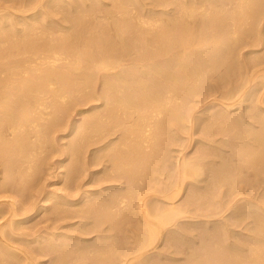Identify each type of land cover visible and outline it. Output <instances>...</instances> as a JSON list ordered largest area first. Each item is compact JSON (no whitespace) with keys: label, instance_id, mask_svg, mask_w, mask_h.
I'll list each match as a JSON object with an SVG mask.
<instances>
[{"label":"bare ground","instance_id":"bare-ground-1","mask_svg":"<svg viewBox=\"0 0 264 264\" xmlns=\"http://www.w3.org/2000/svg\"><path fill=\"white\" fill-rule=\"evenodd\" d=\"M34 1L28 0V3L32 4ZM41 1L44 2V0H40V3H42ZM118 1L120 5L117 3ZM118 1L115 2L116 6L119 5L121 8L125 6L123 5L125 1ZM121 1L123 2L121 3ZM127 1L128 3H124H127L125 7L131 4L129 0ZM136 1L138 0H133V3ZM156 1H158L156 5L160 3L162 6L175 4L173 9H171L173 6L169 5L171 7L169 13L176 11V15L171 16L170 14V17L167 15L168 19L172 20H170L171 23L167 24L169 20L166 21V24H164L165 21L162 22L161 18L166 15L165 13L168 14L163 10L165 13H161L163 15L160 18L154 19L150 13L145 15L150 16L146 18L144 16L146 11L145 13L141 12L145 6L140 7L142 3L140 0V6L136 10L138 11L140 7L139 12L131 13L128 17L126 14H124L126 17L123 15L115 17L116 28L113 27L115 31H112V28L108 27L109 25L102 23L103 21H98L101 18L99 16L103 13L95 17L97 18L95 20L91 16V12L89 14L92 18L85 17V11L80 7L76 11L73 8V11L72 9L68 11L67 8L68 12H62V10L60 13H62V19L64 17L65 21H70L69 26L65 27L62 24V27L67 28L68 32L55 38L50 36L55 34L53 29V33L50 31L52 34L47 32L46 26L43 29L49 19L39 22L42 28L38 23L40 28L36 30L41 29L40 32L25 36L22 31L15 32L16 29H20V26L15 25L18 17L13 19L10 14L13 20L8 21L15 23L7 21L6 23L11 26L12 31L7 30L9 32L6 31V34L0 32L4 40L0 41V173L3 174L0 177L1 189L16 191L15 193L22 189H34V183H37L36 180L40 177L39 171L43 168L45 161L40 158V155L48 149L49 142H55L54 134L57 130L59 131L58 127L64 124L72 126L71 129L68 126L72 134L78 128L81 129L76 131L78 144L73 150L74 153L72 152L75 168L72 167L69 176H75L80 169L85 172L89 168L91 169V166L101 163L104 167L92 172L102 171L105 182H109V184L107 183L106 186L99 189L96 188V190L82 187L85 184L75 185L68 187L70 190L62 193L48 190L44 194L38 189L37 191L40 190L38 194L37 191L29 192L30 194L33 192V194L26 202L21 201V196L20 199L16 198V202L8 204L9 206L5 204L8 207H0V219H3V222H0V255H4L0 257V264H6L7 259L15 260L18 264H27L28 262L29 264H41L37 259L34 260L35 257L32 254L34 252L52 254L54 260L59 262L58 260L63 258L62 255H65L64 251L69 255H72L70 253L77 254L73 255L74 257L72 256L73 258L71 257L72 259H69L71 261L67 264L74 262L80 264H164V258L162 263H159V259L158 261L155 259L160 255L158 246L161 244L159 245V242H169L180 236L184 239V236L187 237L189 234L188 229L194 227L191 229L192 233V230L198 228H196L197 224L203 225V223L209 225L207 229L204 228L205 231L210 230V233L214 230L216 232L209 235L207 233L208 237L204 235L205 238L200 237L202 240H197L199 242L197 244L201 247L198 248L199 250H196L198 245L195 243V233L193 239L190 238L193 243L189 240L193 246L196 245L195 248L192 247L196 253L195 257H191L193 259L191 261L189 259L184 264H264V207L261 204L262 201L264 203V113L262 112L264 106L261 104L264 101V73L263 70L257 69L256 65L253 69L249 64L243 63L242 59V66H235L233 62L228 63L230 57L227 56H230L231 53L229 48V52L226 50L225 53V55L227 54L225 63H228V66L223 72L220 71L222 69H219L223 63V57L221 60L219 59L222 53L221 49L230 47L229 42L225 43L228 39L225 37L236 33V35L234 34L235 39H242L243 32H247L242 30L244 24L247 26L249 22H252V26L253 23L255 26L258 20L261 22L260 16L264 14V0H220L221 2L213 0L214 2L218 1L216 7V3L212 4V0L211 2L203 0L207 1L205 2L207 5L204 3L206 7H214V10L220 12L217 14L211 9L212 13H210L213 17L211 16L209 20L214 23L216 16L218 18L215 21L218 20L216 24H213L214 26L212 25L213 27L210 25L209 32L214 33L211 32V36H208L209 41L205 38L209 35V33L206 34L208 32L206 28L201 32L200 27V30L197 29L196 32L194 28H192L193 31L191 28L182 27L185 22L182 24L180 21V19L184 21L186 16L190 18L195 14L196 17L199 13L201 16L204 14L207 16L209 7L204 8L199 4H197L198 6L191 5L194 0ZM203 1H201L202 5H204ZM6 2L7 5L12 3ZM15 2L18 3L17 0ZM26 2L24 3L26 4ZM45 2L40 6L36 0L34 3H38L39 7H37L38 4L33 3V7L37 8L36 12L30 13V19L37 18L40 7V12L46 13V16L55 12L52 9V12L47 11L51 7H55L54 3L53 7L50 3ZM97 2L94 4H98ZM16 3H13L14 8ZM70 3L68 2V4ZM89 3L91 2H88V5ZM7 5L6 8H8ZM1 6L2 4H0V11H4L5 5ZM85 6L87 8V4ZM200 6L201 8H199ZM21 7L23 10V6ZM21 7L15 9L18 11L19 8L20 11ZM44 7L49 9L44 11ZM27 8L32 10L31 7ZM11 9L13 10V7ZM16 10H13L14 14ZM33 10L35 11L34 8ZM116 10L112 11L116 13ZM25 11H20L17 14L21 15V12ZM57 11L59 12L56 10V13H58ZM98 11L100 12V10ZM7 12L5 15H0L7 17L9 15ZM152 12L154 11L152 10ZM213 13H216V16ZM226 14L229 15L226 16ZM8 17L7 19H9ZM195 17L193 16L191 20H195ZM197 17L199 20L200 16ZM259 17L260 19L256 21V18ZM2 19L4 18L0 20ZM202 19L200 23H204L203 21L208 20V17ZM52 20L54 21L53 17ZM207 20H205L204 26L208 23H206ZM24 21L22 22L24 23ZM53 21L51 23L49 21L50 24H48L51 25ZM195 21L193 27L202 26L196 25L197 21ZM63 23L65 22L63 21ZM180 24L182 25L180 26ZM190 24L192 23L190 22ZM238 24L239 26H237ZM62 27L60 25V30ZM64 28L61 31H65ZM13 29H15L14 32ZM111 31L114 34H111ZM194 32L198 34L195 35ZM46 36L48 38L50 36V38L48 39ZM252 36L250 37L252 38ZM51 37L52 40H50ZM188 38L192 41H188ZM211 38L215 41L213 45H211L214 43L210 41ZM223 38L226 40L224 41ZM222 39L224 42L221 41ZM235 42H233L234 46H241L242 41L238 42L239 44ZM209 48L213 49V53L216 54L212 55L211 50L210 55ZM236 62L240 64L239 60ZM218 69L219 75L216 76V82L213 83L216 75L214 72ZM257 75L262 80L258 79ZM233 79L236 80L233 81ZM207 92H209L208 97L205 96ZM93 99L97 102L87 110L85 108L78 109L80 115L75 120L73 119L74 123H71L70 119L72 118L70 117L76 104L80 106L82 103L94 101ZM248 100L254 106L244 105ZM191 102L198 103V105L193 106ZM87 111H90L91 115L87 119L89 122L86 120L87 124L84 126L82 120L86 117L84 113ZM198 112L205 115L197 114ZM244 112L249 113L252 118L255 117V119L253 118L254 122L252 121L250 125L255 126L256 123H259L260 125H256L260 128L253 127L254 132L246 133L248 129L241 128L242 125L230 127L225 131L230 135L229 138L227 137L226 142L228 143L226 144L230 145V148L227 147L228 149L242 148L246 153L250 152V154L248 153L250 156L238 150V156L234 157L233 154V156L229 154L232 158L223 159L227 151L223 149L222 145L216 146L219 143H215L217 140L215 137L213 138L214 133L212 132L213 135L210 138L208 136L210 133L207 131L208 135L206 132H202L206 134H203L205 138L201 137L200 139L199 137L202 136L200 134L199 139H195L193 134H190L186 140L188 144L196 140L203 146L209 145L216 151L218 149V153L208 149L207 146L204 156L197 154L199 156L193 155L191 158L184 155L182 160L180 159L181 161L174 163L175 166L173 164L174 167L169 164L170 167L167 168L165 163L167 151L164 150L168 145L166 144L168 143L166 137L169 135H166L167 133L176 130V128L179 130L181 126L187 127L189 130L193 128L195 130L197 127L199 130L203 128L204 120L207 121L206 118L214 115L217 116L214 118H220L221 124H229L231 120L234 121L237 118L233 116L234 114L241 117L245 115ZM240 117L238 116V118ZM210 120L212 121V118ZM212 122H216V120ZM245 122L247 121L245 120ZM254 128L260 130L256 132ZM193 133L195 135V132ZM186 135L188 134L186 133ZM93 144H97V146L94 145L95 148L93 147L94 149L90 151L92 155L89 157L86 152L87 146ZM248 145H253V149ZM256 145L260 148L256 149ZM199 147L201 146L199 145ZM202 150L204 151V149ZM198 151L201 153L199 149ZM64 160L63 158L60 162H64ZM61 165L59 164V166ZM229 165L233 167L229 169ZM165 168L168 170L166 171ZM158 170L161 175L164 173L165 178L157 177V173L154 175ZM244 173L251 174L252 177L243 178ZM97 181L99 180L97 179ZM99 182L101 184V180ZM144 185H148L152 191L147 192L144 189L146 192H142ZM256 188L257 191L259 188L262 191L259 189L256 192V197L252 193L253 196H251L256 199L254 201L246 194H248L247 191L250 192V189L251 192H254L255 190H252ZM201 191H206L207 196L205 192L203 197ZM52 198H56L55 201L47 205L46 202L49 200L52 202ZM251 206L257 207V209L261 208L262 214L259 209L257 211ZM194 210L199 211L194 213ZM41 211L51 216L50 220L53 219L52 215L56 220L78 217V222L68 224V226L76 227L75 229L80 234L76 232V234L60 233L57 231L60 226H57L58 224L54 226L55 222L53 223L52 220L53 225L49 224L50 227H45L43 230L40 227L34 230L33 227L27 226L33 231H26L25 224H29L27 221ZM242 223L245 227L241 225ZM232 225H241L246 229V231L242 229L245 232L252 229L253 234L245 233L246 238H243L242 236L245 235L241 234L240 238L242 237L243 241L247 239V241L243 242L241 239L236 241L233 235L236 237L242 231L237 235L234 234L238 233V229ZM126 226H131L127 231L128 236ZM202 230L198 231L199 235L204 231ZM91 232L97 233L96 240L92 241L91 238L84 236ZM199 235L197 234L196 238ZM71 238L76 240L77 245L73 246L68 243L69 245L66 244L68 246H63V244L65 245L64 241ZM191 252L193 253V251ZM20 253H24L23 256ZM69 255L68 257H70ZM174 256H169V259L176 260L177 258ZM170 260L167 262L168 264H171ZM177 260L174 261V264H180L181 261L178 260L177 263Z\"/></svg>","mask_w":264,"mask_h":264},{"label":"rangeland","instance_id":"rangeland-1","mask_svg":"<svg viewBox=\"0 0 264 264\" xmlns=\"http://www.w3.org/2000/svg\"><path fill=\"white\" fill-rule=\"evenodd\" d=\"M6 1H8V3H10V2H12V3H10V4H12V6H9L10 4H8L7 5V2ZM14 1V2H13ZM18 1V3H16L15 2V0H11L10 2H9V0H0V4H2V6L3 5H5V10L4 11H0V14H3V15H5L6 14V12L10 9L11 11H8L7 13L9 14L7 17L9 18V19H7V17H2L3 15H0L1 17H0V19L1 18H4V19H2V20H0V27H2V28H0V32L1 33H3V34H6L7 32H9V31H12L11 29V26L8 24L7 25V23H6V21L8 22V23H11V22H14V21H8V20H13L14 18H16L17 19V17H18V19L15 21V22H17V23H15V25L17 26V27H19L20 29L21 28H23L24 29V31H23V29H16L17 27H14L15 29H13V32H14V30H15V32H24L25 33V36H27V34L28 35H33V33H35V32H40L41 31V29L40 30H36V29H39L40 27L42 28V26H41V24L39 23V22H41V21H43V20H48L47 21V23L44 25V27H43V29L45 28V26H46V28L45 29H47V32L49 33L50 31H52V33H53V30H54V33L55 34H52L51 32V34L52 35H50V36H52L53 38H55V37H57V36H59V35H61L62 33H64V34H66L65 32H68V30H67V28L65 29L64 27H62V24H63V26H69V22L70 21H68V20H66L65 21V19H64V17H63V19H62V13H60L62 10V12H66L67 10V8L69 9L68 11H71V9L73 8L75 11L76 10H78L77 8L78 7H80L81 9H83V11H85L84 12V14H85V17H90V18H92V17H98V15H100L101 13H103V14H101L99 17H101L98 21H103L102 23H104V24H107V26L108 27H111L112 29V31L114 30V26L116 25V24H114L115 23V21H116V18H118V16H125L126 17V15H127V17L128 16H130V14L132 13V14H134V13H137V12H139L140 11V7H144L145 6V8H142L143 10H141V12H144L145 13V11H146V13L144 14V16L145 15H147V13L149 14L150 13V15H151V17L153 16V18L154 19H157V18H160L165 12H163V11H169V12H171V9H173L174 7H175V4L174 3H171V4H165V6H162V4H160V3H157V4H159V5H156V2H158V1H156V0H154V2H153V0H140V1H142V3L141 2H139V0L138 1H136V2H134L133 3V0H129V2L131 3V4H129V6H127V7H125L126 6V4L128 3V1L127 0H123V1H125V2H127L126 4H124L123 3V5H125L124 7L122 6V8L119 6L120 5V3H119V1L118 0H116V1H118L117 3H119V5L118 6H116L117 5V3H115L114 2V0H100L99 2H97L96 0H95V2H94V0L92 1H90V0H86V3L84 4V2H85V0H48V1H50V2H48V1H46V0H44V2L45 3H50V5L51 6H53V5H55V7L54 8H52L51 6H49V7H51L50 9L49 8H46L45 9V7H44V11H46L47 9H49V10H47V11H51L52 12V10H53V12L54 13H56V10H59V14L58 13H56V14H54V13H50L51 15H47L46 16V13H44L45 14V16H44V14H43V12H40V10H41V7L40 8H38L39 10H38V12L39 13H37V18H32V19H30L31 17H30V15L31 14H33L34 12H36V8L37 7H39V4H40V6H41V4H44V2L43 1H41L42 3H40V0H37L38 1V3H34V2H36V0L33 2L35 5H37V7H33V3L31 4V3H28V0H27V2H26V0H22V1H24V2H26V4H25V7H24V4L22 5L21 4V2H19L20 0H17ZM74 1H75V5H74ZM77 1V2H76ZM123 1H121V3L123 2ZM135 1V0H134ZM173 1V0H172ZM174 1H178V0H174ZM189 1H191V0H189ZM189 1H188V3H189ZM197 3H196V2ZM200 0H194V1H192L191 2V5H194V4H196V6H198L197 4H199V5H201L202 7H204V8H208V7H206V3L205 2H207V1H203V0H201V1H203V4L204 5H202V2H201V4H200V2H199ZM210 2H211V0H209ZM208 1V2H209ZM213 1V0H212ZM220 1V0H219ZM2 2H4V3H2ZM61 2V3H60ZM64 2V3H63ZM68 2L70 3V4H68ZM88 2H91V3H89V5H88ZM98 3V4H94V3ZM195 2V3H194ZM221 2V1H220ZM220 2H219V4H220ZM13 3H16L15 4V6L16 7H21V6H23V10H22V7H21V10L20 11H25V9H26V11L25 12H21V15H20V13L19 14H17L18 12H20L19 11V8H18V11L14 8V6H13ZM29 4V6H28V4ZM54 3V4H53ZM56 3V4H55ZM77 3V4H76ZM78 3H79V5H78ZM104 5H103V4ZM139 3H141V6L139 5ZM148 3V4H147ZM150 3H151V5H150ZM155 5H154V4ZM214 3H216L215 4V7H216V5H218V1L216 2H214L213 1V3L212 4H214ZM21 6H20V5ZM31 4V5H30ZM53 4V5H52ZM59 4H64L63 6L62 5H60L59 6ZM69 6H68V5ZM74 6H76V7H74ZM82 4V5H81ZM84 4V5H83ZM87 4V8H86V5ZM114 6H113V5ZM135 6H134V5ZM143 4H145V5H143ZM185 4H187V3H185ZM190 4V3H189ZM6 5L8 6V8H6ZM34 5V6H35ZM70 5H72L71 7H70ZM78 5V6H77ZM93 5V6H92ZM153 5V6H152ZM164 5V4H163ZM172 7H170V6ZM208 5H209V3H208ZM1 6V7H2ZM96 6V7H95ZM104 6H105V8H104ZM112 8H110V7ZM116 6V7H115ZM138 6H140L139 7V10L138 11H136L137 9H138ZM167 6V7H166ZM195 6V5H194ZM201 6L199 7V8H201ZM211 6V5H210ZM13 7V10L15 11L16 10V12H15V14H14V11L11 9ZM27 7H33L34 9H35V11L33 10V8H32V10L31 9H29L28 10V8ZM60 7V9H58V8ZM93 7V8H92ZM117 9H115V8ZM121 9H120V8ZM151 7H156L155 9L154 8H151ZM169 7V8H168ZM65 8V9H64ZM100 8V9H99ZM127 8V9H126ZM148 8H151L150 10H148ZM162 8H164V9H162ZM167 10H166V9ZM171 8V9H170ZM210 8V7H209ZM52 9V10H51ZM55 9V10H54ZM73 9H72V11H73ZM80 9V10H81ZM106 9V10H105ZM120 9V10H119ZM146 9V10H145ZM157 9V10H156ZM159 9H161L160 11H159ZM168 9H170V10H168ZM213 10V12L214 11H216V10H214V7H211L210 8V10L208 9V14H210L209 16H208V14H207V16H204V15H206V14H204V15H202L201 16V14L199 13V15H197V16H200L199 17V20H198V17L196 16L195 17V14L193 15L196 19V21L198 22L199 21V23L197 24V22L193 19V20H191V18H193V16L192 17H188V16H186V19L183 21V20H181L180 19V21H181V23L183 24L184 22H185V26L183 25L182 27H184V28H194V29H196V32H197V29H199L200 30V27H201V32L202 31H205V28H206V31H208V32H206V34H208L209 33V35H207V37H205L206 39H208L209 37L208 36H211L210 34H211V32L212 31H210L209 32V30L211 29V26L215 23H217L216 21L218 20H216L215 21V19L216 18H218V16H216V13H213V14H215V16L216 17H214V23L211 21V20H209L210 18H211V13H212V10ZM215 9H217V8H215ZM1 10H3V9H1ZM7 10V11H6ZM31 10V11H30ZM87 10V11H86ZM92 10V11H91ZM96 10V11H95ZM98 10H100V12L98 11ZM112 10H116V13L114 12V11H112ZM152 10L154 11V12H152ZM163 10V11H162ZM67 11V12H68ZM112 11V12H111ZM156 11V12H155ZM12 12V13H11ZM89 12H91L90 14H91V16H90V14H89ZM93 12V13H92ZM97 14H95V13ZM168 12V14L167 13H165L166 15H164L163 16V18H161L162 19V22H164L165 21V23L164 24H166V21L167 20H169L168 19V16L171 14V16L172 15H176L175 13H176V11H174V12H172V13H169ZM211 12V13H210ZM217 12V11H216ZM27 13V14H26ZM29 13V14H28ZM31 13V14H30ZM114 13V14H113ZM160 13V14H159ZM161 13H163L162 15H161ZM178 13V12H177ZM220 13V12H219ZM218 12H217V14H219ZM10 14H12L11 16H13L12 18L10 17ZM22 14H26V15H22ZM41 14V15H40ZM43 14V15H42ZM54 14V15H53ZM105 14V15H104ZM112 14V15H111ZM124 14H126V15H124ZM157 14V15H156ZM178 14H180V13H178ZM16 15V16H15ZM39 15H40V17H39ZM53 15V16H52ZM160 15V16H159ZM168 15V16H167ZM220 15H223V14H220ZM229 14H226V16H228ZM261 15V14H260ZM263 15L264 14H262L260 17H261V22H259V20L257 21V19H260V17L259 18H256V25L254 26V23H253V26H252V22H249V23H251V24H247V26H246V24H244L243 25V28H242V30L243 31H247V32H250V33H248L247 34V32H243V34L245 35H243V37H242V39L240 38V39H235V35H236V33H233V35H234V38H232L233 37V35H229L230 36V38H231V40H230V38H229V36L227 35L225 38L227 39V37H228V39L226 40V39H224V41H225V43H228L229 42V46L230 47H226L227 49H225V47L224 48H222L221 49V51H222V53L220 54V57H219V59L221 60V58L223 57V59H222V61H223V63L221 64V66H220V68L219 69H222V70H220V71H224L225 70V67L226 66H228V63H234L235 64V66H242L243 65V63H247V64H249L250 66H252V68L254 69V66L256 65V68L258 69H261V70H263L262 72L264 73V37H263V35H264V17H263ZM27 16V17H26ZM43 16H44V18L45 17H47V19H44L43 18ZM49 16H51L50 18H51V20H50V18H48ZM103 16V17H102ZM106 16V17H105ZM149 16V15H148ZM148 16H145L146 18H148ZM166 16H167V18H166ZM224 16H225V14H224ZM224 16H222V17H224ZM239 16H240V14H239ZM52 17H53V19H54V21L52 20ZM116 17V18H115ZM150 17V16H149ZM170 17V16H169ZM178 17V16H177ZM204 17V19L205 18H207L208 17V20L207 19H205V20H207L206 21V23L207 24H205V26H204V23H205V20L203 21L204 23H200V22H202V18ZM213 17V16H212ZM24 18H26L25 19V21H24ZM39 18H40V20H39ZM41 18H42V20H41ZM59 18V19H58ZM183 18V17H182ZM58 19V20H57ZM62 19V20H61ZM97 18H95V20H96ZM105 21H104V20ZM187 19H188V21H187ZM201 19V20H200ZM220 19V18H219ZM4 20V22H2ZM39 20V21H38ZM60 20V21H59ZM171 20V19H170ZM167 21V24L168 23H171V21ZM22 21H24V23L22 22ZM49 21H50V23L53 21V23L51 24V25H49L50 23H49ZM63 21L66 23H63ZM114 21V22H113ZM129 21V20H128ZM194 21L196 22L195 24L196 25H202V26H198L197 28H195V27H193L194 26ZM27 22H30V23H27ZM62 22V23H61ZM113 23V25H112V23ZM127 22V21H126ZM129 22H131V20L129 21ZM189 22V23H188ZM190 22L192 23V24H190ZM211 22H212V24H211ZM254 22V21H253ZM26 23V24H25ZM40 25H39V24ZM49 23V24H48ZM60 23V24H59ZM108 23H110V24H108ZM117 23V22H116ZM260 23V24H259ZM4 26H3V25ZM71 24V23H70ZM124 24V23H123ZM182 24H180V26L182 25ZM188 24H189V26H188ZM27 25H30V26H27ZM40 27H39V26ZM60 25H61V30L64 28L65 29V31H61L60 30ZM112 25V26H111ZM187 25V26H186ZM193 25V26H192ZM206 25H208L209 26V29L207 30V27H206ZM211 25V26H210ZM253 27H251V26ZM258 25V26H257ZM6 26V27H5ZM190 26H192V27H190ZM204 26V27H203ZM214 26V25H213ZM212 26V27H213ZM237 26H239V24L237 25ZM27 27V28H26ZM34 27V28H33ZM247 27V28H246ZM115 28H116V26H115ZM125 28V27H124ZM248 28H249V30H248ZM254 28H255V30H254ZM5 29V30H4ZM34 29V30H33ZM49 29H51V30H49ZM53 29V30H52ZM4 32H3V31ZM7 30H9V31H7ZM193 30V29H192ZM198 30V33L200 32ZM259 30V31H258ZM7 31V32H6ZM29 31H30V33H29ZM112 31H111V34H114V33H112ZM115 31V30H114ZM194 31V30H193ZM252 31V32H251ZM256 31V32H255ZM259 32V33H258ZM0 33V34H1ZM195 33V32H194ZM198 33H195V35H197ZM214 32H212V34H213ZM247 35H246V34ZM263 33V34H262ZM63 34V35H64ZM254 34H255V36H254ZM258 34V35H257ZM55 35V36H54ZM215 35H217V34H215ZM253 35V36H252ZM2 35H0V37H1ZM50 36H49V38H50ZM246 36H248V37H246ZM250 36H252V38L250 37ZM52 37H51V39L50 40H52ZM244 37H246V38H244ZM250 37V38H249ZM258 37V38H257ZM3 37H1L0 38V41H1V39H2ZM46 38H48V36H46ZM48 38V39H49ZM48 39H45V40H48ZM223 39L221 40V41H223ZM245 39V40H244ZM253 39V40H252ZM3 40V39H2ZM191 40V39H190ZM189 40V38H188V41H190ZM244 40V41H243ZM248 42H247V41ZM261 40H263V41H261ZM4 41V40H3ZM192 41V40H191ZM204 41L206 42V40L204 39ZM208 41H209V39H208ZM210 41H213L212 40V38L210 39ZM223 41V42H224ZM236 41V42H235ZM242 41V42H241ZM245 41H246V43H245ZM214 43H212L211 45H213V44H215V41H213ZM233 42H235L236 44H239L238 42H241L240 43V45L242 46H239V45H235L234 46V44H233ZM254 42H256V43H254ZM1 43H3V42H1ZM252 43V44H251ZM246 44H247V46H246ZM249 44V45H248ZM232 45V46H231ZM244 45V46H243ZM249 46V47H248ZM235 47V48H234ZM238 47H240V49H237ZM230 49V51H231V53H230V56L228 55L227 56V54L225 55V53H226V50H227V52H229V49ZM234 48V49H233ZM225 49V50H224ZM242 49V50H241ZM212 50V51H211ZM237 50V51H236ZM241 50V51H240ZM252 50H253V52H252ZM261 50V51H260ZM210 51L212 52V55L214 54L213 53V49H211V48H209V54H210ZM223 51H224V53H223ZM236 51V52H235ZM251 51V52H250ZM240 52H242V53H240ZM216 54V53H215ZM214 54V55H215ZM224 54V56H222ZM229 54V53H228ZM232 54H233V56H234V58H233V56H232ZM238 54H239V56H238ZM211 55V54H210ZM225 56H227V57H230L229 58V62L228 63H225ZM244 56V57H243ZM263 56V57H262ZM241 57V58H240ZM243 57V58H242ZM245 57H246V59H245ZM243 60V63L241 62L242 60ZM257 59H259V60H257ZM261 59V60H260ZM236 60L238 61H240V64L238 63V62H236ZM247 60H249V61H247ZM247 61V62H246ZM257 61H258V63H257ZM252 62V63H251ZM259 64V65H258ZM219 69L218 70H215V79L212 81L213 83H215L216 82V76L217 75H219ZM218 72V73H217ZM221 72V73H222ZM261 72V73H262ZM258 76V75H257ZM264 76V75H263ZM259 77V78H258ZM257 78L258 79H261L262 80V78L260 77V76H258ZM263 79H264V77H263ZM236 79H233V81H235ZM237 81H239V80H237ZM259 81V80H258ZM209 92H207V95H205V96H207L208 97V94ZM210 98V97H209ZM94 101H88L87 103H85V104H80V106L79 105H77L76 104V106H75V109L74 110H72V112L74 113V115H73V113H72V115H71V117L70 118H72V119H70V121H71V123L73 122L74 123V121H73V119L75 120L80 114L78 113L79 112V110L82 108H85L86 110H87V108H89L92 104H94V103H96L97 101H95V99H93ZM264 102V101H263ZM261 103L263 106H264V103ZM249 103V104H248ZM83 105V106H82ZM191 105H198V103H193V102H191ZM244 105H248V106H250L251 105V107L252 106H254V104H252V102H250V100H248V102L246 101L245 103H244ZM251 107H249V108H251ZM248 108V107H247ZM79 109V110H78ZM78 110V111H77ZM75 111V112H74ZM91 111V110H90ZM90 111H87V112H85L84 113V115L86 114V117H84V119L82 120V125H84V126H86V124H87V122H85L87 119H89L90 118V113L92 112H90ZM263 113H264V110L262 111ZM197 114H201V112L199 113H197ZM203 114V113H202ZM201 114V115H202ZM244 114L245 115H243V116H241V117H244V118H241L240 117V115H233L234 117H237V118H235L234 119V121L233 120H231L230 121V123L228 124H221L220 123V118H216L217 116L216 115H214V116H216L215 118H214V116H211L210 118H206V120L207 121H205L204 120V122H203V128H201V129H199L198 130V128L197 127H195L196 129L195 130H193V129H190L189 130V128H187V127H183V126H181L180 127V129L179 130H177V128H176V130H174V131H171L170 133H167L166 135H168L167 137H166V135H165V137L167 138V142L168 143H166V144H168V145H166L165 146V148H164V150H166L165 152L167 153L166 154V156H167V159H166V165L168 166L167 168H169L170 167V165L171 166H173V164L177 161H181L182 160V157H184V155H185V157H193V155L195 156H199V155H201V156H204L205 155V151L207 150L206 148H207V146H208V149L210 148L211 150H213L215 153H218V149H217V151H216V149H214L213 147H209V145H205V146H203V144H199V142H197L196 140H194V141H192L191 143H189L188 144V137H190V134H193V137H195V139H197L199 136H200V134L202 135V136H200L199 138L201 139V137L203 138H205V135L207 134H209L208 136L210 137V138H212V132L214 133V135H213V138L215 137L216 138V140L217 141H215V143L217 144V142L219 143V144H215L216 146H220V145H222L223 146V149H225L226 151H227V153H225L226 155H225V157H223V159H225V160H228V158L230 159V157H231V155L233 154L234 155V157L235 156H238L237 155V151L238 150H240L241 152H245V151H243L242 150V148H240V149H237V148H235L234 150H233V148L230 150V149H228V148H230V145H228V144H226V143H228V142H226V140H227V137L229 138L230 137V135H229V133H225V131L227 130V129H229L230 127H240L241 125H242V127L241 128H247L248 130L246 131V133H251V132H254V130L252 129L253 127H256L257 129L258 128H260V126H257V125H260L259 123H254L255 124V126L253 125H250V123H252V121L254 122V120H253V118L255 119V117H253L252 118V116L251 115H249V113H245L244 112ZM203 115H205V114H203ZM238 116L240 117V118H238ZM249 116H250V118H249ZM246 117H247V119H246ZM212 118V121H215L216 120V122H212L210 119ZM213 119H215V120H213ZM242 119H244V120H242ZM209 120H210V122H209ZM218 120V121H217ZM242 122H241V121ZM245 120L247 121V122H245ZM88 121V120H87ZM233 121V122H232ZM239 121H240V124H238L239 123ZM89 122V121H88ZM186 122V121H185ZM219 122V123H218ZM211 123V124H210ZM212 123H214V124H212ZM65 125L66 124H64V125H61V126H59L58 128H59V131L57 130L56 131V133L54 134V136H55V142H49L48 144H47V147H48V149L45 151V152H43L41 155H40V158L42 159H45V161H44V166H43V168L39 171V178H38V180H36V182L37 183H34V189H32V190H28V189H25V190H21V191H19V192H17L18 194H19V196H17L18 194L17 193H15L16 191H4V190H2L1 189V185H2V181L0 182V207H8L9 205L8 204H10V203H12V202H16L17 201V199H20L21 198V196H22V200L21 201H28V200H30V195L31 194H33V192L35 193V191H37L38 189H40L41 190V192L43 191V193L45 194L46 193V191H48V190H50V191H52V190H55V191H57L58 193H62L63 191H66V190H70V189H68V187H72V186H75V185H82V184H85L84 186H82V187H86L87 189H95L96 190V188L97 189H99V188H101V187H104V186H106L107 185V183L109 184V182H105V179H104V174H103V172L101 171V172H95V173H97V174H95V173H93L92 171H94V170H98V169H102V167H104V165H101V163H98V164H96V165H93V166H91V169L89 168V170H86L85 172H84V170L83 171H81V169H80V171L79 172H77L76 173V175L75 176H69V175H71V174H69V173H71L70 171H71V169H72V167L74 166L73 165V160H74V157L72 158V156H73V153H74V149H75V146H77V144H78V137H76V133L79 131V130H81L80 128H78L76 131H74L73 132V134L71 133V131H70V129H71V127H70V125L68 124V125H66V128H65ZM70 127V129H69V127ZM182 127H183V129H182ZM251 127V128H250ZM60 128H61V130H60ZM68 128V129H67ZM214 128V129H213ZM256 128H254V129H256ZM207 129V130H206ZM250 129H252V130H250ZM255 130L256 132L257 131H259V130ZM69 130V131H68ZM202 130V131H201ZM206 130V131H205ZM217 130V131H216ZM244 130V129H243ZM176 131V132H175ZM179 131V132H178ZM185 131V132H184ZM188 131V132H187ZM199 131V132H198ZM207 131L209 132V133H207ZM173 132V133H172ZM193 132H195V135H194V133ZM201 132V133H200ZM202 132H206V134L205 133H202ZM219 132V133H218ZM172 133V134H171ZM184 133V134H183ZM186 133L188 134V135H186ZM217 135H216V134ZM203 134H205L204 136H203ZM171 135V136H170ZM211 135V136H210ZM170 136V137H169ZM208 136H206V137H208ZM58 137V138H57ZM71 137V138H70ZM97 137V136H96ZM184 137V138H183ZM57 138V139H56ZM76 138V139H75ZM198 138V139H199ZM187 139V140H186ZM224 139V140H223ZM174 140H175V142H174ZM219 140V141H218ZM177 141V142H176ZM225 141V142H224ZM74 142V143H73ZM172 142H173V144H172ZM186 142V143H185ZM196 142V143H195ZM53 143H54V145H53ZM72 143V144H71ZM185 143V144H184ZM172 144V145H171ZM187 144V145H186ZM191 144V145H190ZM224 144H226V145H224ZM95 144H93V145H89V146H87L88 147V150L86 151L87 152V156L89 155V157H91V155H92V153L90 152V151H92V149H94L95 148V146H97V144L94 146ZM190 145V146H189ZM199 145L201 146V147H199ZM182 146V147H181ZM189 146V147H188ZM196 146V147H195ZM248 146H250V148H252L253 149V145H248ZM62 147V148H61ZM94 147V148H93ZM183 147H184V149H183ZM199 147V148H198ZM228 147V148H227ZM168 148V149H167ZM201 148V149H200ZM258 148H260V146H258V145H256V149H258ZM180 149V150H179ZM182 149V150H181ZM198 149L200 150V152L201 153H198L199 151H198ZM202 149H204V151L202 150ZM67 150V151H66ZM170 150V151H169ZM203 152H202V151ZM197 151V152H196ZM239 151V152H240ZM73 152V153H72ZM85 152V153H86ZM233 152V153H232ZM202 153H204L203 155H202ZM250 154V152H245V154H247V155H249ZM197 154H199V155H197ZM229 154H231L230 156H229ZM240 154H242V153H240ZM43 155V156H42ZM70 155V156H69ZM190 155V156H189ZM232 155V156H233ZM45 156V157H44ZM195 156V157H196ZM250 156V155H249ZM248 156V157H249ZM88 157V158H89ZM191 157V158H192ZM228 157V158H227ZM233 157V158H234ZM65 159L64 160V162H60L61 161V159ZM87 158V159H88ZM232 158V157H231ZM237 158V157H236ZM245 158H246V155H245ZM73 159V160H72ZM179 159V160H178ZM181 159V160H180ZM72 160V161H71ZM42 161V160H41ZM168 161V162H167ZM171 162V163H170ZM176 162V163H177ZM103 163V162H102ZM59 164H62L61 166H59ZM170 164V165H169ZM99 165V166H98ZM176 164H174V166H175ZM173 166V167H174ZM59 167V168H58ZM93 167V168H92ZM233 166L232 165H229V169H231ZM73 168H75V166L73 167ZM165 170L167 171L168 169H166L165 168ZM156 171H157V169H156ZM170 171L172 172V170L170 169ZM207 171H209V169H207ZM61 173V174H60ZM63 173V174H62ZM68 173V174H67ZM88 173V174H87ZM157 173V174H156ZM87 174V175H86ZM156 174V176L157 177H160L161 179H163V178H165V175H164V173L161 175L160 173H159V170H158V172H155L154 173V175ZM245 174V175H244ZM243 174V178H247L248 176H250L251 174H246V173H244ZM3 174L2 173H0V177L2 176ZM77 175H78V177H77ZM247 176V177H246ZM103 177V178H102ZM156 177V178H157ZM250 177H252V176H250ZM68 178V179H67ZM71 178V179H70ZM74 178V179H73ZM97 179L100 181L101 180V184H100V182L99 181H97ZM157 179H159V178H157ZM40 180V181H39ZM72 180V181H71ZM96 181H97V183H96ZM99 182V183H98ZM104 182V183H103ZM44 183V184H43ZM79 183V184H78ZM39 184V185H38ZM62 184V185H61ZM68 184V185H67ZM100 184V185H99ZM93 185H94V187H93ZM96 185V186H95ZM37 187V189L35 190V188ZM40 187V188H39ZM64 189V190H63ZM142 189L144 190H147V192H151L152 190V188H150L148 185H144L143 187H142ZM261 191H262V189L261 188H259ZM259 189H258V191H259ZM1 190H2V192H1ZM40 190L39 191H37L36 193L38 194L39 192H40ZM142 191V192H146V191ZM150 190V191H149ZM255 190V191H254ZM31 191H33L31 194L29 193V192H31ZM203 191V190H202ZM201 191V192H202ZM252 191H254V192H251V189H250V192L249 191H247V193L248 194H246V193H244V194H246L247 196H250L254 201H256V199H254V197H252L253 195H252V193H254V196L256 197V192H258L257 191V188L256 189H253ZM3 192H4V194H3ZM206 191H204V192H202L203 194V197H204V193H205ZM90 193V192H89ZM3 194V195H2ZM25 194H28V195H25ZM12 195V196H11ZM206 196H207V192H206V194H205ZM243 195V194H242ZM252 195V196H251ZM258 195V194H257ZM16 196V197H15ZM205 196V197H206ZM13 198V199H12ZM17 198V199H16ZM55 199L56 198H52L51 199V201L52 202H50V200L49 201H47L46 202V204L47 205H49V204H52L54 201H55ZM10 201V202H9ZM179 202L181 201V199L180 200H178ZM2 202H3V204H2ZM177 203V202H176ZM8 205V206H6V205ZM262 206L264 207V203H263V201H262ZM5 205V206H4ZM253 206H251V208H252ZM254 208V207H253ZM255 210H257V211H259L260 210V213L262 214V211L263 210H261V208H258L257 209V207L256 208H254ZM195 211L197 212V211H199V210H194L193 212L195 213ZM46 216H47V218H46ZM43 217H45V218H43ZM50 218H51V216H49V215H47V214H45V212H43V211H41V212H39L37 215H35L34 217H32L31 218V220H29V221H27V222H29V224L28 223H26L25 225H26V227L28 226V227H30L31 226V228L32 229H34V230H37L38 229V227H40V228H42V230L43 229H45V227H50V226H52L53 224L51 223L52 221H53V223H54V226L55 225H57V226H60V228L57 230V231H60V233H66V232H69V234H80L79 233V231H77L75 228L76 227H71V226H68V224H71V223H74V222H78L79 221V218L78 217H75V218H69V219H67V218H65L64 220H62L63 218H61V219H59V220H56L54 217H53V215H52V218L54 219H51L50 220ZM46 219H48V220H46ZM44 220H45V222H44ZM39 221V222H38ZM64 221V222H63ZM0 222H3V219H0ZM138 223H140L139 221H138ZM28 224V225H27ZM46 224V225H45ZM50 224V226H48ZM52 224V225H51ZM45 225V226H44ZM64 225H65V227H64ZM241 225H243L244 226V224L242 223ZM238 226V225H235L237 228H235V229H238L237 231H238V233H234V232H232V233H234V234H239L241 231V233L239 234V235H237L236 237L233 235V238H235L234 240H236V241H238L239 239H241L242 237L243 238H246V234L245 233H248V234H253V231H252V229H251V231L248 229L247 230V232H245L246 231V229H244V228H242V226ZM44 226V227H43ZM76 226V225H75ZM196 226V225H195ZM201 228H200V227ZM204 226V227H203ZM208 224H204L203 223V225H200V224H197V226H196V228L198 229H194V230H192V233H191V229L192 228H194V227H191L190 229H188V230H190V231H188L187 230V232L189 233L188 234V236L186 237V236H184L185 238L184 239H182L181 238V236L180 237H171V238H176V240L175 239H173V240H170L169 242L171 243H169V242H159V245L160 246H158V248H159V250L158 249H156V250H158L159 251V256H162V257H159V256H156L155 257V259H156V261H158V259H159V263H162V261H164L165 263L164 264H166L170 259H169V256L170 257H173V255H175L174 257H176L178 260H179V262H180V264H184V263H187L188 262V260L190 259V261H191V259H193L194 257H195V254L196 253H194V250H193V248H195V244H194V246H193V244H191V242L193 241V240H191L190 238H192L193 239V235H195V233H196V235L198 234L199 235V232L198 231H201L202 229L204 230H202L203 232H204V234H203V232L199 235V237L197 236V238H196V235H195V237H194V239H195V243L197 244V242L198 241H200V240H202V238H205V237H208V235L209 234H211V233H213L214 232V230H212L210 233H209V231L210 230H208V232L207 231H205V227H206V229L208 228ZM233 227H235L234 225H232ZM25 227V230L26 231H29V230H31V228L30 229H28V227L26 228ZM69 227V228H68ZM131 226H126V234H127V236H128V229L130 228ZM203 227V228H202ZM245 227V226H244ZM188 228H189V226H188ZM242 229H244V230H242ZM70 230V231H69ZM73 230V231H72ZM240 230V231H239ZM31 231H33V230H31ZM30 231V232H31ZM194 231V232H193ZM244 231V232H243ZM250 231V232H249ZM19 232V231H18ZM76 232V233H75ZM216 232V231H215ZM214 232V233H215ZM20 233V232H19ZM207 233H208V235H207ZM131 234V233H130ZM203 234V235H202ZM241 234H243V235H245V236H242ZM204 235H205V237H204ZM85 237H87V238H91V240L93 241V240H96L97 238H96V236H97V233H95V232H91V233H87L86 235H84ZM130 236V235H129ZM239 236V237H238ZM240 236H242L241 238H240ZM200 237H202L201 239H200ZM250 237H251V235H250ZM93 238V239H92ZM128 238V237H127ZM127 238H126V240H127ZM179 238V239H178ZM242 238V239H243ZM132 239V238H131ZM182 239V240H181ZM238 239V240H237ZM241 239V241H243ZM44 240H45V238H44ZM174 240H175V242H174ZM179 240V241H178ZM191 242H190V241ZM198 240V241H197ZM76 241V240H75ZM74 241V239H69V240H66V241H64V243H65V245L63 244V246H68L69 244L68 243H70V245H73V246H75V245H77V243ZM188 241V243H186ZM245 241H247V239H244V241L243 242H245ZM174 242V243H173ZM74 243V244H73ZM168 243V244H167ZM175 243H176V245H175ZM178 243V244H177ZM183 245H182V244ZM185 243V244H184ZM193 243V242H192ZM199 243V242H198ZM240 243H242V242H240ZM66 244H68V245H66ZM164 244V245H163ZM167 244V245H166ZM169 245H171L170 247H169ZM187 245V246H186ZM198 246H197V249L196 250H199L201 247H200V245L199 244H197ZM62 246V248H64ZM166 247V248H163L162 249V247ZM178 246V247H177ZM180 246V247H179ZM174 248V250H173V248ZM182 247V248H181ZM184 247H186V248H184ZM193 247V248H192ZM200 247V248H199ZM171 248V249H170ZM199 248V249H198ZM161 249V250H160ZM168 249V250H167ZM185 250V252L187 251L188 252V254H187V252H186V254H185V252H183ZM161 251V252H160ZM168 253H167V252ZM173 251V252H172ZM178 251V252H177ZM181 251V252H180ZM191 251H193V253L191 252ZM170 252V253H169ZM183 252V253H182ZM197 252V251H196ZM62 253V252H61ZM67 252L66 251H64V253L63 254H65L64 256L62 255V257L64 258V261H63V258L61 259L60 258V260H58L59 262H60V264H64L65 262H66V264L68 263V262H70L71 260H69V259H72L74 256H76L77 254L75 253V255H74V253H70V254H72V255H69V254H66ZM173 253H175V254H173ZM22 254H24V253H20V255L21 256H23ZM29 254V253H28ZM33 254V256L35 257V261H36V259L39 261V263L41 262V264H59V262H57V261H55L54 260V258H53V256H51L52 254H44V253H32ZM163 254H164V256H163ZM181 254H183V255H181ZM38 255V256H37ZM67 255V256H66ZM68 255L70 256V257H68ZM74 255V256H73ZM167 255V256H166ZM187 255V256H186ZM188 255H189V257H188ZM191 255V256H190ZM2 256H4V255H2ZM1 255H0V257H2ZM40 256V257H39ZM73 256V257H72ZM165 256H166V259H165ZM183 256H185L184 258H183ZM65 257H67V259H65ZM72 257V258H71ZM158 257V258H157ZM191 257H193V258H191ZM164 258V260H162ZM175 258V259H176ZM154 259V260H155ZM168 259V260H167ZM176 259V260H177ZM8 260V262H6V264H18L15 260H11V259H7ZM10 260V261H9ZM61 260H62V262H61ZM176 260H174V259H172V260H170V261H172L171 262V264H174V261L176 262ZM178 260H177V263H178ZM185 261V262H184ZM28 262V261H27ZM156 263V262H155ZM26 264V263H25ZM27 264H29V262L27 263ZM73 264H80V263H73ZM81 264H83V263H81ZM158 264V263H157ZM168 264V263H167ZM179 264V263H178Z\"/></svg>","mask_w":264,"mask_h":264}]
</instances>
